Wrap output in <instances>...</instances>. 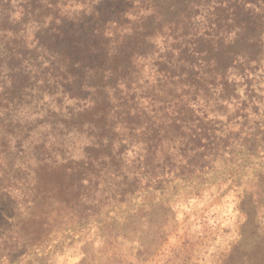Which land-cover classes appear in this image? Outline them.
Instances as JSON below:
<instances>
[{"label": "rangeland", "instance_id": "1", "mask_svg": "<svg viewBox=\"0 0 264 264\" xmlns=\"http://www.w3.org/2000/svg\"><path fill=\"white\" fill-rule=\"evenodd\" d=\"M156 1L167 19L180 15L179 6ZM254 1L258 8L247 9L264 25V0ZM112 6V0H80L57 17L61 25H28L35 53L25 42L12 52L17 25H26L22 6L9 5L19 23L0 25V264H264V40L260 49L251 48L250 62V47L234 43L238 23L224 25L231 29L229 51L241 55L237 72L215 78L199 96L210 100L211 126L231 141L211 160L188 166L190 147L182 146V132L169 121L178 116L164 106L169 88L156 74L166 70L161 57L167 46L176 44L164 26L146 20L145 28L160 35L145 50L149 59L135 91L121 95L127 117L111 107L108 122L107 110L87 109L78 89L44 84L52 70L42 45L53 49L58 29L64 33L53 46L57 51L84 33V8L90 14L95 7L94 17L110 25L118 18ZM86 19L94 25L91 14ZM249 131L258 137H246ZM148 147L158 153L143 179L136 160ZM152 176L160 178L149 183ZM125 190L135 193L120 196Z\"/></svg>", "mask_w": 264, "mask_h": 264}, {"label": "trees", "instance_id": "2", "mask_svg": "<svg viewBox=\"0 0 264 264\" xmlns=\"http://www.w3.org/2000/svg\"><path fill=\"white\" fill-rule=\"evenodd\" d=\"M166 1L169 2L168 6H179L176 12L180 15L167 19L158 12L159 6L156 0H112V10L116 11L118 18L111 21L106 31L103 27L108 26L94 17L95 7H92L93 11L90 13L91 24L94 25H87L89 19L86 18H89L90 14H87V9L84 8L81 12L84 15L81 26L85 30L84 33H77L68 47L57 51L53 46L57 38L64 33V29H58L56 30L58 33L52 35L53 49L42 45V56L45 62H48L47 70H52L50 79L46 78L44 84L54 83L57 88L62 86L64 92L66 89L70 91L78 89L76 91L78 97L87 100V109L107 110L103 114V119L108 122L111 118V107L121 108L118 112L119 116L127 117L130 109H128V101L124 100L125 96L135 91L138 77L142 76L144 62L149 59L145 50L154 44V37L160 35V33L151 34L150 30L145 28L146 20L150 19L151 22L164 26L170 33L167 40L171 39L176 44L167 46L168 52L161 57V60H164L161 65H164L166 70L158 69L156 74L158 78L165 80L169 88L164 106L173 109L175 113L172 116H178L169 118V121L172 120L173 126L182 132L180 136L182 146L190 147L187 150L192 157L187 165L196 166L202 160H211L210 155H215L221 150L223 152L231 141L229 134L211 126L214 120L209 117L210 100L206 95L202 98L199 96L202 94L201 89L213 83L215 78L225 79L227 72H237L241 55L239 52L229 51V44L225 40L231 29H225L224 25L238 23L234 43H242L250 47L246 59L252 62L255 60L252 49H260L264 40L263 19L253 15V8L247 9L250 6L255 7V10L258 8L254 0V2L252 0H186L185 3L180 4L176 3L177 0ZM13 3L22 6L20 16L24 20L22 22L26 23V25H17L20 28L14 38L15 49L12 50L17 54L21 42H25V49L36 52V49H29L33 47L34 42L33 40L28 42V31L31 29L28 25H61L60 21H55L57 17L65 14L64 9L76 7L80 0H0V25H4L6 21L19 23V19L12 20L9 16V5ZM89 6L88 4V9ZM47 11L52 12L54 16L51 18L43 16ZM114 25L116 27L112 29ZM73 26L77 29L79 27V25ZM99 29L102 30L98 31ZM2 32L8 33L6 29H2ZM59 58L66 60V63L60 65ZM172 59H175L178 66ZM33 60H37V57ZM122 64L129 69H125ZM74 66L80 71L86 69L85 73H76ZM146 77L147 75H144L142 79L145 82H147ZM135 98L136 94L133 95L132 102ZM195 104H198L196 110ZM217 133L219 135H216ZM246 137L257 138L258 135L249 131ZM112 146V141L108 140L105 147L109 149ZM157 153V148L148 147L144 155L136 160V163L139 162L138 169L145 171L143 179L149 175L157 159ZM132 175L133 181L136 182L137 173ZM151 178L149 183L160 177ZM129 193L133 195L135 192L125 190L120 196L126 198ZM119 202L123 203V199ZM140 212L138 210L135 216H132L137 218Z\"/></svg>", "mask_w": 264, "mask_h": 264}]
</instances>
